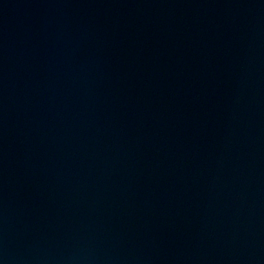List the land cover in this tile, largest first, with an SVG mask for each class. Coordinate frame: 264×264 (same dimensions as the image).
I'll return each mask as SVG.
<instances>
[{"label":"water","instance_id":"obj_1","mask_svg":"<svg viewBox=\"0 0 264 264\" xmlns=\"http://www.w3.org/2000/svg\"><path fill=\"white\" fill-rule=\"evenodd\" d=\"M0 264H264V0H0Z\"/></svg>","mask_w":264,"mask_h":264}]
</instances>
